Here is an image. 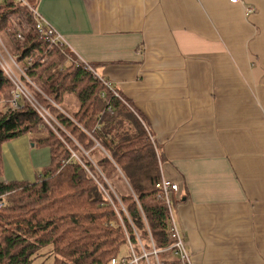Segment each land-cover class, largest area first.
Wrapping results in <instances>:
<instances>
[{
	"label": "crops",
	"instance_id": "1",
	"mask_svg": "<svg viewBox=\"0 0 264 264\" xmlns=\"http://www.w3.org/2000/svg\"><path fill=\"white\" fill-rule=\"evenodd\" d=\"M26 2L144 118L193 264H264V0Z\"/></svg>",
	"mask_w": 264,
	"mask_h": 264
},
{
	"label": "trees",
	"instance_id": "2",
	"mask_svg": "<svg viewBox=\"0 0 264 264\" xmlns=\"http://www.w3.org/2000/svg\"><path fill=\"white\" fill-rule=\"evenodd\" d=\"M14 21L26 39L22 47L11 39L14 59L56 105L64 108L66 95L77 99L79 110L71 117L40 100L84 150L91 155L96 150V168L65 137L76 159L30 105L0 111V264H111L134 255L139 264H180L168 251L174 243L171 221L156 188L164 159L144 118L116 87L108 88L84 64H76L71 50L46 42L24 2L0 0V33L11 37L7 31ZM42 54L55 59L54 70L68 67L45 79L52 66L42 63ZM11 89L0 65V102ZM33 134L45 135L38 146L50 149V165L35 182L6 183L4 144Z\"/></svg>",
	"mask_w": 264,
	"mask_h": 264
},
{
	"label": "rangeland",
	"instance_id": "3",
	"mask_svg": "<svg viewBox=\"0 0 264 264\" xmlns=\"http://www.w3.org/2000/svg\"><path fill=\"white\" fill-rule=\"evenodd\" d=\"M8 34L11 35V37L7 36L6 34H1L0 33V52L1 55L5 58L8 67H9V73L7 74L8 78L10 79L12 89L10 90V96L7 99H3L0 102V111H3V113H8L9 111H18L22 106H19L21 104H26L30 105L32 110L37 112L39 116L43 119L44 123L54 132V134L57 136V138L64 143L69 150L71 151L72 155L75 156L76 159H79V157H76V153L73 151L68 146L67 140L65 137H67L71 142H73L79 149L80 151L89 159V161L95 166L96 168V150L92 153L91 151H86L82 148V146L74 139V136H72L63 126H61L57 121L56 118L51 114L47 106H45L42 101L40 100L41 98L45 99L52 105H54L57 109H59L60 112L63 114L71 117L70 115L77 113L79 110V103L77 99L72 96V95H66L65 96V102L63 104L64 108L56 105L55 102H53L49 97L48 94L45 93L42 89V86L36 85L34 82H32V79L28 76L27 74V68H25L23 65L19 64L15 59V50H14V44L12 43L11 39L14 40V42L19 45L23 46L25 43V38H24V32L20 26H18V23L14 21L13 26L10 27V29L7 31ZM15 33V35H14ZM22 35V39L18 38V35ZM16 36V37H15ZM49 53V52H48ZM48 55V54H47ZM42 56V63H51L52 68L49 69L46 72V77H49L52 75L54 72L57 70L59 73L65 71V69L68 67L66 64L65 66L59 65L56 67V70H54V63L55 59L52 60L53 58H49L50 56ZM61 70V71H60ZM18 78V82H20L19 87L20 91L17 90L16 83L18 84L16 78ZM15 81V82H14ZM16 94L19 95V98H17ZM15 99L17 100V103L15 102ZM79 128H82V126L79 123L74 122ZM32 136V135H31ZM45 135H39V134H33V141L38 144V142L41 141V139L45 138ZM29 141V149H31V137L30 135H22L17 137V139H13L10 144L7 143L5 144V152H6V164L10 165L16 172L17 178L15 181L23 180V181H28V182H35L37 181L38 176L44 172L43 168L47 165H49L52 161L51 158V152L50 149H48L49 155H47L48 162L45 166H40L38 165V160L37 156L35 155L34 158L32 159L29 155V158L21 154L19 156V161L15 162L12 158L11 153L9 152V147H11V144L18 145L19 147H22L23 145L21 144L22 141ZM96 148V145H95ZM39 149H45V148H39ZM98 149H100L98 147ZM38 150V149H37ZM40 151V150H39ZM25 152V151H23ZM26 153V152H25ZM158 155V154H157ZM48 167V166H47ZM90 175L95 179L94 175L90 172ZM42 176V175H41ZM18 179V180H17ZM127 251L123 249L121 252V255H125ZM39 264H52V260H47L44 262H41Z\"/></svg>",
	"mask_w": 264,
	"mask_h": 264
},
{
	"label": "built area",
	"instance_id": "4",
	"mask_svg": "<svg viewBox=\"0 0 264 264\" xmlns=\"http://www.w3.org/2000/svg\"><path fill=\"white\" fill-rule=\"evenodd\" d=\"M20 1L24 2L29 7V9L33 12V14L35 15L36 23H37V30L44 37L43 39H45L46 42H48L52 46H57L62 50H65V49L70 50L71 49V47L64 40V38L57 31H55L41 16H39V14L37 13L35 8L28 5L26 0H20ZM229 1L231 3H238L241 0H229ZM246 11L248 13H250L252 11V8L246 7ZM18 38L22 39V35L19 34ZM74 56H75L74 61L76 64H80V63L84 64L85 67L92 74H94L96 77H98L108 88L111 89L113 87V85L109 81L99 77L97 75L96 71L94 70V68L89 63H87L86 61L84 62V60L81 57H78L76 55H74ZM0 65H1L2 69L4 70V72L6 74H8L10 69L8 67V64L5 60V58L1 55V52H0ZM18 80L19 79L16 78L15 81L18 82ZM19 84H20V82H18V84L16 83L18 91L21 90L19 87ZM16 95H17L16 97L19 98V95L18 94H16ZM115 95L118 96L117 93H115ZM15 102L17 103L16 99H15ZM151 140L154 144H156L153 136H151ZM160 175H161V180L156 185V188L159 191L158 199L160 201H163L168 208L170 221H171L170 237L174 241V243L172 244L173 246L168 248V251H170L171 255L175 259H177L180 262V264H193V259H192L193 257L187 248L184 234L178 229L177 224H176V220L174 218L175 196L180 191V189H179L180 186L177 183L172 182L169 179H167L163 175L162 171H160ZM2 205L3 204L0 203V206H2ZM153 255L156 256V258H157L158 252L154 251ZM143 258H145L147 260L148 255L145 253ZM111 264H139V259L135 255L131 261L128 260L126 257H118V258L112 259Z\"/></svg>",
	"mask_w": 264,
	"mask_h": 264
}]
</instances>
